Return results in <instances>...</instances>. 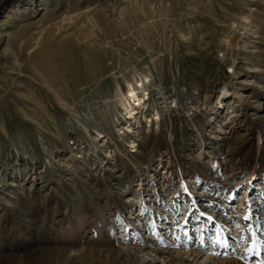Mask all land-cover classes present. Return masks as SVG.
I'll return each instance as SVG.
<instances>
[{"label": "rangeland", "instance_id": "1", "mask_svg": "<svg viewBox=\"0 0 264 264\" xmlns=\"http://www.w3.org/2000/svg\"><path fill=\"white\" fill-rule=\"evenodd\" d=\"M38 2L0 24V264H264V0Z\"/></svg>", "mask_w": 264, "mask_h": 264}, {"label": "bare ground", "instance_id": "2", "mask_svg": "<svg viewBox=\"0 0 264 264\" xmlns=\"http://www.w3.org/2000/svg\"><path fill=\"white\" fill-rule=\"evenodd\" d=\"M5 3L0 5V9L2 8L0 24L5 19L9 18L12 13H17L20 11L26 12L33 8H43V6H40L42 3L38 2V0H12ZM34 6H37V8ZM142 86L143 82H139V80H135L134 83L127 82L125 91L119 95V103L128 118L133 117L134 113L137 112L135 111L136 108H139L144 103L146 92H144ZM138 92H141V94L139 95ZM154 114L157 116L156 113Z\"/></svg>", "mask_w": 264, "mask_h": 264}]
</instances>
